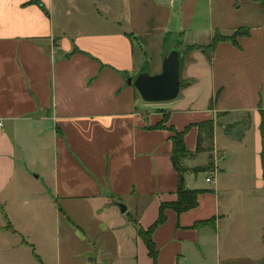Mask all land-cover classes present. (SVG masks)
<instances>
[{
  "label": "crops",
  "instance_id": "crops-1",
  "mask_svg": "<svg viewBox=\"0 0 264 264\" xmlns=\"http://www.w3.org/2000/svg\"><path fill=\"white\" fill-rule=\"evenodd\" d=\"M216 1L0 0V264H61L66 232L88 264H264V21L234 25L248 33L210 59L185 54L174 100L139 102L127 84L144 71L134 43L163 46L174 20L209 42L221 34ZM210 120L213 151L196 153L197 125ZM169 127L191 154L185 187L205 192L189 211L164 210L152 259L138 229L177 199ZM87 217L101 221L77 224Z\"/></svg>",
  "mask_w": 264,
  "mask_h": 264
},
{
  "label": "rangeland",
  "instance_id": "rangeland-1",
  "mask_svg": "<svg viewBox=\"0 0 264 264\" xmlns=\"http://www.w3.org/2000/svg\"><path fill=\"white\" fill-rule=\"evenodd\" d=\"M229 1H231L230 5L232 6L234 4L233 0H224L222 2L216 1V3L213 5V11H214L215 6L218 4V2H220V7L222 8V11L224 12L223 13L224 15H222V18H224L223 23H221L220 25L221 28L218 30L222 35H229L230 33L233 34L234 33L233 31L239 26H236L235 28H232V27L234 25H238L239 23L243 24V27L244 26L248 27L251 25L263 23L264 17H261V14L263 13H259V12H262L263 10H261L259 7H261L262 9L264 8L259 3L253 2L251 0H235L237 5L240 7V11H238L237 13H232V12L230 13V11L227 10ZM200 5H201V8H203L204 2L202 4L200 3L199 6ZM207 18L208 16L206 15L205 11H202L201 15H199V18L196 20V22L199 23V26H198L199 28L203 27L204 24L207 23ZM179 25H180L179 18L171 22V26L169 27V33L167 34L165 38V44L163 46L160 41L161 38H157L156 36L154 37L155 39H153V43L148 46L143 45L139 40L138 42H135L134 43V61H135L136 67L144 65V69H143L144 71L142 72L153 74L155 73L154 72L155 70L160 71L158 70L159 64H160L159 59L161 55H163L162 57V60H163L164 56L169 52L170 48L177 47L178 49L182 51L185 46L197 44V43L207 44L209 42L207 38V33H208L207 31L199 32V33H193V32L190 33L188 30H185V28L179 27ZM184 30L186 32H184ZM181 58L182 59L184 58V53ZM162 60H161V63H162ZM182 64H183V67L181 69L183 71V69H185L184 67H186L185 66L186 61L184 63H181V66ZM138 74H136L135 76H137ZM135 76H133V78ZM198 91H199L198 92L199 95H201L203 91L202 87L198 89ZM194 92L195 90L193 91V93ZM137 98L139 102H144L139 97V95H137ZM211 101L212 99H210V104H211ZM125 217L126 215L123 214L122 218H125ZM97 221H101V219L92 220V218L89 219V217H87L86 219L80 220L79 222H77V224L83 223L91 227ZM87 235L85 236L86 240L89 239ZM70 237L71 235L69 236V233L66 232V240H65L66 242L62 241L63 246L61 249V257H62L61 264H88L89 263V260H88L89 248L85 245V243H79L77 240H75L74 238H70ZM126 246L127 245L125 244V247ZM129 250L130 249H126L125 256L128 258H131V253ZM121 262L118 264H121ZM123 264H125V262Z\"/></svg>",
  "mask_w": 264,
  "mask_h": 264
},
{
  "label": "trees",
  "instance_id": "trees-1",
  "mask_svg": "<svg viewBox=\"0 0 264 264\" xmlns=\"http://www.w3.org/2000/svg\"><path fill=\"white\" fill-rule=\"evenodd\" d=\"M253 2L259 3L264 8V0H251ZM248 33L247 29L238 28L234 31L230 36H223L218 32H215L209 44L205 46H197V45H188L185 46L182 50V55L184 53L188 54L195 50L202 51L208 59H210V55L217 45V43L222 41H230L235 43L236 38L238 36L246 35ZM182 58L180 59L181 63ZM185 82L180 81V87L187 85ZM167 122V117L164 115L163 121L155 126L156 129H165L164 124ZM198 135H197V143H196V153L200 152H208L211 153L213 151V130H214V121L210 120L207 122H203L197 125ZM260 134H261V142H262V150H261V165H262V175L264 180V112L261 111V120H260ZM168 130L171 132V161L174 169L178 174L177 181V190L176 195L177 199L173 203H165L161 204L159 207V216L157 220L147 229H138V235L143 240L148 255L153 259L155 258V250L153 248V244L151 242V234L153 230L160 224L165 221L164 210L166 208L173 209L176 213L180 214L190 209H193L197 206V198L198 195L204 193L205 190H189L184 185V175L188 171V169L183 165L184 160L188 159L191 154L185 150V146L183 143L184 130L181 132H177L172 127H169ZM211 158V157H210ZM211 163L207 164V167L203 168H194L193 172H205L209 169Z\"/></svg>",
  "mask_w": 264,
  "mask_h": 264
},
{
  "label": "water",
  "instance_id": "water-1",
  "mask_svg": "<svg viewBox=\"0 0 264 264\" xmlns=\"http://www.w3.org/2000/svg\"><path fill=\"white\" fill-rule=\"evenodd\" d=\"M182 51L177 47L170 48L164 56L161 71L157 74L140 72L134 78L127 80L132 85L139 97L144 102H168L174 100L180 89V59ZM120 212H125V207L117 204Z\"/></svg>",
  "mask_w": 264,
  "mask_h": 264
},
{
  "label": "built area",
  "instance_id": "built-area-1",
  "mask_svg": "<svg viewBox=\"0 0 264 264\" xmlns=\"http://www.w3.org/2000/svg\"><path fill=\"white\" fill-rule=\"evenodd\" d=\"M206 182H211V180L210 179H206Z\"/></svg>",
  "mask_w": 264,
  "mask_h": 264
}]
</instances>
